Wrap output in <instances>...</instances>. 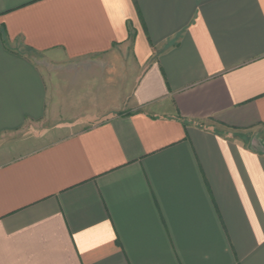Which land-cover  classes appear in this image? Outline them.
I'll use <instances>...</instances> for the list:
<instances>
[{
    "label": "crops",
    "instance_id": "1",
    "mask_svg": "<svg viewBox=\"0 0 264 264\" xmlns=\"http://www.w3.org/2000/svg\"><path fill=\"white\" fill-rule=\"evenodd\" d=\"M0 142V264H264V0H0Z\"/></svg>",
    "mask_w": 264,
    "mask_h": 264
},
{
    "label": "rangeland",
    "instance_id": "2",
    "mask_svg": "<svg viewBox=\"0 0 264 264\" xmlns=\"http://www.w3.org/2000/svg\"><path fill=\"white\" fill-rule=\"evenodd\" d=\"M34 58H38L37 56H34ZM42 58V57H41ZM40 59V56L39 58ZM42 60V59H41ZM44 64V63H42ZM41 131V130H40ZM40 131H28L26 133H24L23 135H20L17 139H13V140H9L8 141V145L12 144L11 146L7 147L8 149H12L15 150L13 153H11L13 156H19L22 155L23 153L26 152H31L34 151L36 149L41 148L43 145H45L46 143H48L50 140L46 139L48 137V133L46 138H44V135L46 133H43L44 135H40ZM21 144L20 147L19 145L16 144ZM6 148L2 145V143L0 142V154H2V151L5 150ZM11 155V157H12Z\"/></svg>",
    "mask_w": 264,
    "mask_h": 264
}]
</instances>
